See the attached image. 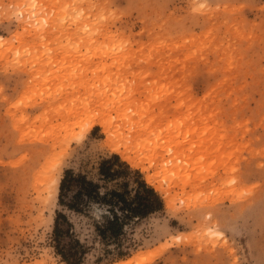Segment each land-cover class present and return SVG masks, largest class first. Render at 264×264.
I'll list each match as a JSON object with an SVG mask.
<instances>
[{
	"label": "rangeland",
	"instance_id": "obj_1",
	"mask_svg": "<svg viewBox=\"0 0 264 264\" xmlns=\"http://www.w3.org/2000/svg\"><path fill=\"white\" fill-rule=\"evenodd\" d=\"M0 35V264H66L60 179L111 154L163 209L121 258L73 217L84 264H264V0H0Z\"/></svg>",
	"mask_w": 264,
	"mask_h": 264
},
{
	"label": "trees",
	"instance_id": "obj_2",
	"mask_svg": "<svg viewBox=\"0 0 264 264\" xmlns=\"http://www.w3.org/2000/svg\"><path fill=\"white\" fill-rule=\"evenodd\" d=\"M51 240L54 253L66 264H84L90 247L81 239L73 217L91 220L95 236L106 245L103 255L121 258L126 229L163 209L159 193L117 154L101 157L96 176L64 170L58 186ZM98 260H100L97 257Z\"/></svg>",
	"mask_w": 264,
	"mask_h": 264
},
{
	"label": "bare ground",
	"instance_id": "obj_3",
	"mask_svg": "<svg viewBox=\"0 0 264 264\" xmlns=\"http://www.w3.org/2000/svg\"><path fill=\"white\" fill-rule=\"evenodd\" d=\"M1 36V35H0ZM79 109V108H78ZM87 109H84V108H82V110H81V112L82 111H84V113L85 112H87L86 111ZM72 112V114H70V115H75L77 112H75V114H74V112L73 111H71ZM70 113V112H69ZM78 113H80V110H79V112ZM77 113V115H79ZM69 117V116H68ZM99 117V116H98ZM94 118V120L92 121V124H89V126H87V127H85V129L83 130V132H82V136L89 130V129H91V127L92 126H94V125H96V124H98V125H103V127L105 128V130H104V132H106L108 135H107V137H109L110 138V136H111V134H109V133H111L110 132V125H108L107 123V121H105V120H102V118L101 117H99V118ZM75 134V133H74ZM82 136H80V137H82ZM107 138L108 139V141H107V143L109 142L110 144H108V145H110L112 148H113V150L114 151H116V152H119L120 154H122V156L124 157V158H126L127 160H129V161H134L135 160V158L132 156V158L130 157V154L128 153V150L127 149H122L121 150V146L114 140V138ZM110 140V141H109ZM125 150H127V151H125ZM129 152H130V150H129ZM132 161V162H133ZM155 179H156V177H154V176H149L148 177V181L151 183V184H153V185H155ZM161 188V187H160ZM168 197V196H167ZM169 202V201H168ZM179 239H181V238H178V240ZM162 247V246H161ZM160 250V248L159 249H155V250H152V251H148L147 250V252H143V253H141V254H139L138 256H136L135 258H129V260H126V261H121V262H119V263H117V264H129L130 262H132L133 260H139L138 262L139 263H143L144 264V261L145 260H151L154 256H156V254L158 253V251ZM138 264V263H137Z\"/></svg>",
	"mask_w": 264,
	"mask_h": 264
}]
</instances>
